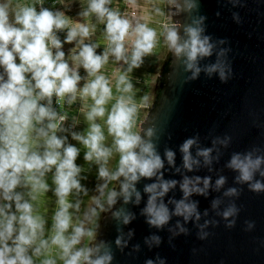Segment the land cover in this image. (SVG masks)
Returning a JSON list of instances; mask_svg holds the SVG:
<instances>
[{
  "label": "clouds",
  "instance_id": "1",
  "mask_svg": "<svg viewBox=\"0 0 264 264\" xmlns=\"http://www.w3.org/2000/svg\"><path fill=\"white\" fill-rule=\"evenodd\" d=\"M39 2L42 4L43 0ZM110 2L111 0H88L87 8L78 13L84 18L95 16L98 22L104 24L107 46L100 54L96 52L98 45L85 43L94 33V27L88 23L72 21L60 11L54 13L43 7L37 11L36 7L31 5H17L10 21L9 3H0V68L4 73L0 75V199L4 201L3 205H0V264H34L33 255L45 254L51 246L59 249L63 264H111L113 259L111 250L103 241L93 247H76L84 237L93 239L95 233L72 225L69 208L73 205L68 202L67 197L74 189L77 192L82 190L77 179L81 168L75 163L80 149L73 144H66L67 136L56 135L66 116L58 117L51 109L53 96L57 98V103L67 97L69 105L74 103L78 96L82 100H92L91 107L85 113L89 125L86 134L74 132L71 138L86 149L83 157L85 162H95L99 165V178L106 182L123 178L119 192L115 189L108 192L106 203L109 206L116 203L118 196L123 198L124 203H128L135 196V203L138 204L141 193L136 190L135 183L141 178L151 179L158 176V182L144 187V192L148 194L142 210L146 223L150 227L161 229L168 224L172 216L182 217L185 222L192 218L200 220L197 202L189 201L188 197L194 193L206 196L211 178L184 176L180 183L183 197L178 201L170 200L174 208H168L163 197L178 182L162 179L163 173L159 170L164 167V161L156 152L155 146L150 140L145 141L137 132L132 131L137 109L131 97L121 95L108 110L105 124L108 135L112 137L118 163L115 172L110 173L106 167L113 149L104 146V132L101 125L95 121L105 116V105L112 99V87L109 79L101 73V69L111 55L117 62L123 61L127 64V72H131L142 64L144 56L152 54L156 44L154 29L141 23L133 25L118 11L109 9L107 5ZM170 2L176 6L178 12H191L199 8V0H183L182 5L178 0ZM231 2L236 3L238 0ZM204 19L205 17L201 16L184 26V37L180 35L178 25L169 27L166 31L167 47L176 58H183L185 70L192 73L190 79L198 76L201 71L198 61L210 57L214 47L210 43L211 38L202 35L204 28L201 25ZM65 29L66 35L61 40L57 33ZM64 44H74L69 50L71 65L65 59V52L62 50ZM75 45H78V48ZM80 68H83L88 79L78 87L83 79L79 74ZM204 70L208 75L218 73L222 82L228 80L231 72L219 59ZM117 88L122 93L132 91L133 85L126 73L118 76ZM147 100L148 97L145 96L143 101ZM40 101L47 103L41 104ZM37 125L42 126L37 128ZM34 132L35 137L32 135ZM154 132V127H150L145 135L152 137ZM41 139L42 153L33 150L34 146H39ZM220 142L227 144V140ZM196 143L195 138H189L180 146L183 168L188 171H192L193 166L199 164V160L193 158L191 153ZM212 151V148L198 149L196 155L202 157L204 164L208 165L212 162ZM165 158L169 165H173L175 153L166 149ZM262 164L264 156L254 157L249 151L244 154L234 153L226 166L238 173L235 177L237 183H247L250 191L261 193L264 192V183L254 180V176L259 173L264 177ZM53 168L54 194L59 207L53 216V234L50 239L45 240L40 239L44 221L33 215V205L24 200L16 189L28 187L30 199H35V193L48 191L43 176ZM201 182L202 187L199 186ZM225 182L226 178L220 176L215 181V188L219 190ZM105 187L107 183L100 186L101 195ZM224 195L236 196L238 192L236 188H229ZM93 203L95 207L90 209L93 216L98 214L97 209L105 211L98 197L93 198ZM219 203V200H213L212 208L215 209ZM75 207L78 209L79 205ZM238 212L239 209L230 204L220 213L222 218L228 221L226 227L235 225V220L229 218L235 217ZM112 215L125 225L134 219L133 214L123 210L113 212ZM204 215H207V211ZM209 223L217 222L206 220L199 227L203 229ZM247 224L249 229L254 226L253 222ZM70 227L72 232L66 236L65 233ZM177 228L179 233H187V229L180 226L179 221ZM131 234L129 232V236ZM208 235L207 232H201L199 238L205 239ZM126 243L124 241L122 244V237L117 236L115 244L118 247H123ZM145 243L159 245L161 239L153 235L146 238ZM135 247L138 249L139 245ZM30 250L32 255H29ZM157 259L158 264H165L164 259ZM42 264H55V260L46 256ZM145 264H154V261L148 259Z\"/></svg>",
  "mask_w": 264,
  "mask_h": 264
},
{
  "label": "water",
  "instance_id": "2",
  "mask_svg": "<svg viewBox=\"0 0 264 264\" xmlns=\"http://www.w3.org/2000/svg\"><path fill=\"white\" fill-rule=\"evenodd\" d=\"M178 2L183 4V0ZM170 16L173 24L179 26L182 37L184 26L205 17L202 35L211 38L212 55L198 61L201 71L195 79H190L192 73L185 70L183 58H176L170 51V61L162 74L163 85L155 105L140 122L139 135L153 143L164 161V167L159 170L163 173L162 179L178 182L163 197L170 210L174 204L169 201L183 197L180 183L184 176L211 178L206 196L194 193L188 197L189 201L197 202L200 220L192 218L185 222L182 217L172 216L163 228L150 227L142 215L148 199L144 187L158 182L159 177L141 178L135 183L136 190L141 193L140 202L135 203L133 196L124 203L118 196L102 221L95 245L103 241L111 250V264H145L148 259L158 264V257L164 259L165 264H264V192L254 193L247 183H237L238 173L226 166L234 153L251 151L254 157L264 156V0H238L236 3L199 0V8L191 12H178L172 4ZM218 59L231 70L226 82L220 80L218 73L208 75L204 70ZM150 127H154L155 132L147 137L145 133ZM189 138L197 140L191 153L199 160L192 171L183 168L180 152V146ZM224 140H227L226 145L220 142ZM204 148L213 149L211 164L205 165L203 158L196 155L198 149ZM166 149L175 153L173 165L165 158ZM220 176L225 177L226 182L217 190L215 181ZM254 180L264 183L259 173ZM199 186H203L202 182ZM119 187L120 184L115 189L118 192ZM229 188H236L238 195L225 196ZM213 200L220 201L215 209L212 208ZM230 204L239 212L229 218L235 220V225L228 228V221L220 213ZM119 210L133 214L134 219L123 224L112 215ZM206 220L217 223H209L201 229L199 226ZM178 221L187 229L186 234L179 233ZM247 222H253L254 226L249 229ZM201 232L209 235L200 239ZM153 235L160 237L159 245L145 243V239ZM117 236L122 237V244L127 242L125 246L115 244Z\"/></svg>",
  "mask_w": 264,
  "mask_h": 264
},
{
  "label": "rangeland",
  "instance_id": "3",
  "mask_svg": "<svg viewBox=\"0 0 264 264\" xmlns=\"http://www.w3.org/2000/svg\"><path fill=\"white\" fill-rule=\"evenodd\" d=\"M5 2L9 3L10 5V21L12 20V14L17 5H28V1L25 0H0V3ZM43 3L52 6V4L56 3V0H43ZM113 5L116 6V11H118L120 14L125 13L128 16L136 9L141 12V10L144 8L143 6L148 5L155 12L156 23L160 27V31L158 32L156 76L154 80H152L153 85H151V90L146 92V95L148 97L147 102L143 101L145 94L142 95L141 93H138L134 90L128 93H115L117 94L116 96L112 94V99H110L105 105V116L103 118H98L95 121L96 123L101 125L102 131L104 132V146L113 149V154L108 159V162L106 164V167L110 173L115 172L116 170L118 163V155L113 147L112 137L109 136L107 133V126L105 124V120L108 115V110L111 109L112 105L116 103L117 98L121 95L125 97H131L132 102L135 104L137 109L136 116L134 117L135 123L132 131L137 132L139 134L140 122L144 120V117L147 115L149 108L153 104V102L156 103V101L154 100L157 99V95L160 92L161 87L159 88V81L161 70H163L170 61V50L167 47L165 36L167 29L174 25L173 20L170 16L172 7V3L170 2V0H134V2H131V0H111L110 4H108L107 7H109L110 9ZM3 74V69L0 68V75ZM85 105L86 108L80 115V118L77 122V130L75 132L80 135H85L89 127L88 122L85 119V113L89 110L91 104L90 106H88L89 104L85 102ZM32 135L33 137H35V134ZM41 141L43 140L41 139ZM65 143L73 144L78 149H80L79 156L77 157L75 163L81 168L77 179L80 181L82 190L80 192H77L74 189L72 193L67 197L68 202L73 205L72 208H69V213L72 217V225L81 226L84 229L92 230L95 233L93 239L89 240L87 237H84L81 241V244H78L76 247H93L100 237L102 221L105 219L106 213L110 209V206L106 203L107 194L110 190L116 189L118 187V185L121 183V178L120 180L107 182L104 179L99 178V165L95 162H85V160L83 159L84 152L86 151L84 146L79 142L74 141L72 138L70 140L67 139ZM42 145L43 142L41 145L39 144L38 147L34 146L33 150L42 153ZM54 172L55 169L53 168L52 171L46 172L44 174L43 180L48 185V191L35 193V199H30L28 187H18L16 189L17 192L22 194L24 200H28L33 205V215L42 218V220L44 221V229L43 233L40 236V239L45 240L50 239L51 235L53 234V216L59 207L57 204V197L54 194ZM105 183H107V187L103 188V195H101L99 189L100 186ZM94 197L99 198L100 203L103 204L105 209V211L103 212L97 209L98 214L95 216H93L90 212V209L95 207V204L93 203ZM3 203L4 201L0 199V205H3ZM77 204L79 205L78 209L75 207ZM71 232L72 228L70 227L68 232L65 233V235H70ZM37 243H39V240L37 241ZM29 255H32L31 250L29 251ZM46 256L53 258L55 260V264H63V260L60 258L59 249L55 246H51L45 254L33 255L32 258L34 264H42V261L46 258Z\"/></svg>",
  "mask_w": 264,
  "mask_h": 264
},
{
  "label": "crops",
  "instance_id": "4",
  "mask_svg": "<svg viewBox=\"0 0 264 264\" xmlns=\"http://www.w3.org/2000/svg\"><path fill=\"white\" fill-rule=\"evenodd\" d=\"M58 3L64 7V9L69 12L70 19L72 21H79L81 23H88L90 26L94 27V33L91 37L85 40V43L96 44L98 47L96 48L97 54L102 53L106 48V40L104 36V24L100 23L96 20L95 16H90L87 18L81 17L78 13L82 12L87 8L88 0H59ZM144 8L139 12V10L133 11L129 16L125 13L121 14V16L129 19L133 25L136 23L146 24L149 28H152L156 32V44L155 48L151 55H146L143 57V62L138 68H134L131 72H127L128 65L123 61L117 62L114 57L111 55L108 58L107 64L101 69V73L105 75L109 81L110 86L112 87V94L117 95L115 93H122L117 88V79L120 74H127L128 80L133 85L132 90L141 93L142 95L151 90L152 80H154L156 76V65H157V50H158V32L160 31V27L156 23L155 12L148 5H144ZM111 10L116 11V6L113 5ZM134 10V8H133ZM68 49H72L74 44H67ZM78 48V45H75ZM128 47V45H126ZM69 63L71 65V59L69 58ZM79 74L83 78L78 87L82 86L86 79H88L86 73L83 68L79 69ZM119 96V95H118ZM86 103L92 105V100L86 99ZM35 134V133H33ZM71 138H69L70 140ZM75 141V140H74ZM43 141H39L41 145Z\"/></svg>",
  "mask_w": 264,
  "mask_h": 264
},
{
  "label": "built area",
  "instance_id": "5",
  "mask_svg": "<svg viewBox=\"0 0 264 264\" xmlns=\"http://www.w3.org/2000/svg\"><path fill=\"white\" fill-rule=\"evenodd\" d=\"M28 1V5L35 6L36 10L39 11L41 7L47 8L52 12H63L67 17L70 18L69 12H67L64 7H62L58 1L56 0L55 4L46 5V3H40L39 0H25ZM66 29L64 31H60L57 33V36L59 39L63 40L66 35ZM62 50L65 52V59L69 61L70 55H69V49L67 44H64ZM55 51V49H53ZM86 100H82L77 97L76 101L69 105L67 103V97L64 98V100L60 101V103H57V98L55 96L52 97V103L50 105L51 109L57 113V116L60 115L66 116V120L60 124L59 130L56 132V135L58 137H68V140L72 133L76 132L77 130V122L80 118V115L85 110ZM41 104H46V101H40ZM47 124V121H45V125ZM42 125H37L36 127L39 128Z\"/></svg>",
  "mask_w": 264,
  "mask_h": 264
},
{
  "label": "flooded vegetation",
  "instance_id": "6",
  "mask_svg": "<svg viewBox=\"0 0 264 264\" xmlns=\"http://www.w3.org/2000/svg\"><path fill=\"white\" fill-rule=\"evenodd\" d=\"M167 65L165 66V68L163 70H161L160 81H159V88L163 85V76H161V75L166 71ZM154 101H156V100H154ZM154 105H155V103L153 102V104L150 106L149 109H151Z\"/></svg>",
  "mask_w": 264,
  "mask_h": 264
}]
</instances>
